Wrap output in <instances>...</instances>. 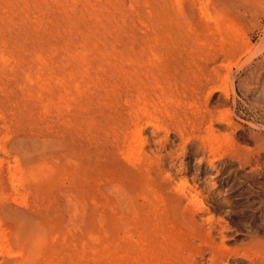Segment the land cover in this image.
I'll use <instances>...</instances> for the list:
<instances>
[{"label": "rangeland", "instance_id": "1", "mask_svg": "<svg viewBox=\"0 0 264 264\" xmlns=\"http://www.w3.org/2000/svg\"><path fill=\"white\" fill-rule=\"evenodd\" d=\"M0 264H264V0H0Z\"/></svg>", "mask_w": 264, "mask_h": 264}, {"label": "bare ground", "instance_id": "2", "mask_svg": "<svg viewBox=\"0 0 264 264\" xmlns=\"http://www.w3.org/2000/svg\"><path fill=\"white\" fill-rule=\"evenodd\" d=\"M135 152V151H134ZM137 152V151H136ZM130 159V158H129ZM133 159H136V158H133Z\"/></svg>", "mask_w": 264, "mask_h": 264}]
</instances>
